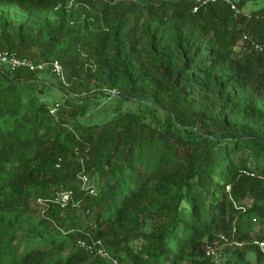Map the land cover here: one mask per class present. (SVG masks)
Returning a JSON list of instances; mask_svg holds the SVG:
<instances>
[{
    "label": "trees",
    "instance_id": "16d2710c",
    "mask_svg": "<svg viewBox=\"0 0 264 264\" xmlns=\"http://www.w3.org/2000/svg\"><path fill=\"white\" fill-rule=\"evenodd\" d=\"M234 1L0 0V49L67 80L52 114L0 64V264H214L235 222L264 264V7ZM111 94L138 109L82 118Z\"/></svg>",
    "mask_w": 264,
    "mask_h": 264
},
{
    "label": "rangeland",
    "instance_id": "374dc122",
    "mask_svg": "<svg viewBox=\"0 0 264 264\" xmlns=\"http://www.w3.org/2000/svg\"><path fill=\"white\" fill-rule=\"evenodd\" d=\"M264 7V0H245L243 10L247 13H251L252 10L261 9ZM38 81H36V88L39 91L40 96L44 101L49 103L62 102L63 94L58 89L57 79L53 76L52 72L46 70L37 72ZM78 98V97H76ZM119 104L123 109H138L137 102L130 100L122 102L120 98L115 94L94 97L88 105L87 114L82 118L91 122H103L110 119L116 112L115 107ZM249 202V199L246 200ZM236 223V222H235ZM234 223V225H235ZM236 226V225H235ZM216 252L218 257L215 258L214 264H226L229 261L236 264H258L256 262L257 250L252 248L246 255L241 256V250L233 245L223 244L221 242H215ZM263 264V263H259Z\"/></svg>",
    "mask_w": 264,
    "mask_h": 264
},
{
    "label": "built area",
    "instance_id": "2783aa9c",
    "mask_svg": "<svg viewBox=\"0 0 264 264\" xmlns=\"http://www.w3.org/2000/svg\"><path fill=\"white\" fill-rule=\"evenodd\" d=\"M226 2L231 5V7L235 10H237V5L234 0H197V4L195 5L194 10L197 11L199 7L202 5L208 4L210 2ZM0 64L6 66L8 69L14 71L17 69H28L30 71L35 72H41L46 71L48 68L51 67L52 72L56 74V76L63 82L64 85H67V80L65 77V70L62 65V63L59 60H54L52 62H35L29 57H23L19 56L16 52H11L8 50L0 49ZM60 106V102H56L51 108V113L56 114V111L58 107ZM246 173H250L249 171H245ZM254 175V173H251ZM72 197V191L71 190H64L61 191L56 200L61 202L63 205L67 204L68 201ZM237 227L233 225L232 230L230 233L221 232L218 238V242H221L223 244L233 245L234 247L241 249L243 246L247 244L245 240H239L236 238L237 234ZM216 241V242H217ZM250 243H252L254 246L258 247L263 253H264V238H252L250 240ZM83 246H86V244L83 242ZM90 249L91 246H88ZM98 252L101 255L109 256L108 253H106L103 249H99ZM206 255L209 257H212L213 260L218 257L216 252L215 243L213 244H207L206 246ZM114 264H117L116 260H114Z\"/></svg>",
    "mask_w": 264,
    "mask_h": 264
}]
</instances>
